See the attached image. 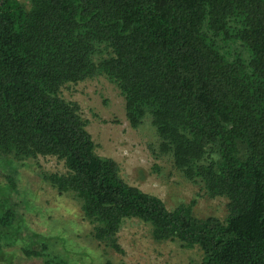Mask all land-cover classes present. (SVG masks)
I'll return each mask as SVG.
<instances>
[{"label":"trees","instance_id":"1","mask_svg":"<svg viewBox=\"0 0 264 264\" xmlns=\"http://www.w3.org/2000/svg\"><path fill=\"white\" fill-rule=\"evenodd\" d=\"M100 74L132 127L152 125L155 156L227 198L223 217L197 216L196 197L168 207L96 152L62 90ZM41 155L64 161L44 176L79 199L90 236L115 251L121 224L137 217L155 240L197 247L185 264H264V0H0V173L16 188L20 167ZM18 215L7 207L0 225ZM50 245L23 249L67 264Z\"/></svg>","mask_w":264,"mask_h":264},{"label":"rangeland","instance_id":"2","mask_svg":"<svg viewBox=\"0 0 264 264\" xmlns=\"http://www.w3.org/2000/svg\"><path fill=\"white\" fill-rule=\"evenodd\" d=\"M62 94L79 102L96 152L113 157L129 183L158 194L170 208L196 197L197 216L223 217L227 213L226 197L209 196L185 179L168 156L151 152L154 128L148 120L138 127L130 125L124 96L105 75L71 83ZM2 170L0 214L11 207L19 210V215L11 225H0V264H42L51 256H28L23 249L42 244H51V253L62 255L67 264H103V258L126 264H185L200 256L197 247L181 246L178 240H155L150 225L137 217L126 218L121 224L118 241L122 252L96 241L90 236L91 225L82 219L79 199L72 192L58 193L44 176L66 171L64 161L56 156L29 159L16 175V188L8 185Z\"/></svg>","mask_w":264,"mask_h":264}]
</instances>
